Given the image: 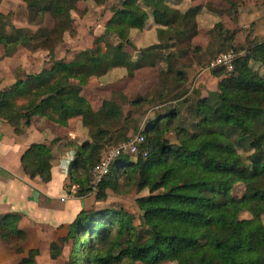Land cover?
<instances>
[{
    "label": "trees",
    "instance_id": "1",
    "mask_svg": "<svg viewBox=\"0 0 264 264\" xmlns=\"http://www.w3.org/2000/svg\"><path fill=\"white\" fill-rule=\"evenodd\" d=\"M22 1L28 21L39 27H17L12 11L0 12L2 58L25 48L47 49L52 59L41 71L17 73L13 84L0 88V118L21 133L22 122L30 124L34 117L62 126L81 117L89 139L69 143L75 150L68 168L70 187L78 186L75 195L94 193L105 201L108 190L149 192L136 200L140 225L123 209H83L67 235L51 243V258L58 259L70 244L66 264H264V75L253 67L264 68V38H254L239 48L242 53L236 52L238 29L219 17L209 44H192L203 12L232 14L228 17L238 25L244 0H190L185 10L168 0H120L94 46L72 59L56 58L55 48L65 32L75 31L72 11L77 3L88 0ZM48 14L54 19L51 28L42 26ZM150 19L156 26L154 43L139 49L134 60L125 45L132 43L131 32L144 29ZM188 50L201 52L206 67L217 54L234 55L232 69L211 70L219 78L217 90L204 95L201 86L191 90L186 85L187 65L181 60L189 56ZM159 63L164 65L156 96H140L130 104H174L158 111L140 131L145 140L138 152L122 153L94 182L92 170L101 163L105 140L126 126L124 104L129 99L115 92L96 111L84 88L91 77L115 68L133 75L136 69ZM52 158L49 144L33 143L21 161L31 177L49 182ZM238 184L244 192L235 198L231 191ZM244 212L250 215L243 217ZM0 233L9 248L25 252L27 234L13 217H1ZM39 253L29 250L21 264H36Z\"/></svg>",
    "mask_w": 264,
    "mask_h": 264
},
{
    "label": "rangeland",
    "instance_id": "2",
    "mask_svg": "<svg viewBox=\"0 0 264 264\" xmlns=\"http://www.w3.org/2000/svg\"><path fill=\"white\" fill-rule=\"evenodd\" d=\"M199 1H202L203 3H207L208 1H215L216 3L220 2V0ZM168 2L182 10H185L192 3L190 0H168ZM250 4L255 7V12H253L256 15L255 25L251 26L250 23H247L245 26V24L240 22V17L244 14L250 13L247 12L250 8ZM119 5L120 0H106L103 4H96L92 0L79 1L77 3V8L72 11L75 31H68L64 33L63 41L55 48L56 58L69 59L75 57V55L80 51L93 47L96 38L104 33L105 25L113 15L114 7ZM1 9L3 12L12 11L14 13L13 20L17 27L31 28L32 30H36L39 27L35 22L30 23L28 21L26 5L22 0H0V10ZM239 12L240 16L238 25L231 21L234 18L228 17L232 14L218 15L215 13L214 15H210L207 12H203L198 18L199 31L192 40L193 46L200 45L204 48L209 44L211 40L210 31L220 18L223 20L225 19L231 27L238 29L236 30L237 34L233 44V49H235L236 52L238 51L239 53H242L239 48L247 46V43L250 40L254 38H264V0H244L240 4ZM53 24L54 19L48 14L45 17L42 26L51 28ZM155 28L156 26L154 25L153 20L150 19L144 29L133 30L131 32L130 37L132 43L125 45V50L134 60L137 59L139 49L154 43L156 34ZM114 42H116V40H114ZM228 50L231 49L229 48ZM187 53L189 56L181 60L187 65L186 69L188 80L186 85L191 90L193 87L197 86H201L203 89L207 86L209 88H214L215 80L212 78L214 75L212 74L211 76L210 71L220 67L211 65L212 61L215 60V57L211 58L210 65L206 67L203 66V63L206 61V57L201 52L188 50ZM220 54L227 53L223 52ZM220 54L215 56L217 57ZM51 59L52 58L50 57L47 49L32 51L23 48L16 55L10 58H5V60L3 59L5 61L4 69H6V71H8L9 68L14 67V71L12 70L13 74L11 73V75H9V72H6L5 75L15 79L17 73L20 76L27 73H37L44 67H48ZM163 65L164 63H159L156 67H143L136 69L133 75H130L126 68H115L108 71L105 75L91 77L88 85L84 88V95L90 100L94 110L96 111L100 109L103 100L112 98L115 92H122L129 99V102L124 104V116L128 120L126 126L105 140L101 154V163L97 165L98 167H94L92 170L94 182L98 180V175L103 171V169L109 168L110 164L113 165L116 158L123 153L120 148L123 144L133 140L137 135H139L141 130H145L149 124V120L154 119L158 111L163 110L170 104H174V102H166L164 104L154 105L153 102L140 107H133L130 104V101L140 96H147L148 94L151 97L156 96L158 90L160 89L159 69ZM253 67L258 68L255 63H253ZM258 69L259 71H262V74L264 75V70H261L264 68L260 66ZM203 74H205V76ZM203 78L204 83L206 82L207 86L200 81ZM203 94L207 95L208 93ZM135 126H139V129L136 130ZM169 137L172 139L173 135H170ZM172 141H174V139H172ZM118 149L119 153L121 152L120 154L117 153ZM243 192L244 186L242 184H238L231 191V196L239 198L242 196ZM107 193L108 197L105 201H98L96 198H92L91 200L94 206L96 205L97 207H109L111 209L126 210L127 212L134 214L135 224L140 225L141 212L136 200L139 197L149 195L147 190L142 192H137L136 190H122V192L108 190ZM249 215L250 214L247 212L242 214L243 217ZM61 233L63 234L64 231ZM54 235H59V232ZM42 248L43 253H41L39 257H36L39 260V263L37 264H66L71 252V245L68 244V247L64 249L62 255L58 259H52L50 256L49 241L45 244L43 243Z\"/></svg>",
    "mask_w": 264,
    "mask_h": 264
},
{
    "label": "crops",
    "instance_id": "3",
    "mask_svg": "<svg viewBox=\"0 0 264 264\" xmlns=\"http://www.w3.org/2000/svg\"><path fill=\"white\" fill-rule=\"evenodd\" d=\"M249 6L247 12L250 13L240 17V22L245 26L255 22V7L251 4ZM0 12H3L2 9ZM3 54L4 47L0 44V88L16 81V77L14 79L5 75L6 72L11 75L14 67L8 71L4 69V60L8 57H3V60ZM212 78L215 80L214 88H209L204 78L200 80L207 86L203 93L217 90L219 78ZM21 128L22 132L18 133L6 120L0 118V222L2 216H11L27 234L23 244L25 252L19 254L3 242L0 233V264H21L31 249H38L41 255L43 243L49 241L50 248L53 241L66 236L69 225L83 209L97 208L91 200L95 194L77 197L68 179V168L75 158V150L69 143H82L89 139L81 117L71 118L67 126L44 117H34L30 124L22 122ZM33 143H47L52 148V179L49 182L43 181L40 176L31 177L23 167L21 158ZM58 232L59 235L55 236ZM37 263L39 260L36 258Z\"/></svg>",
    "mask_w": 264,
    "mask_h": 264
},
{
    "label": "built area",
    "instance_id": "4",
    "mask_svg": "<svg viewBox=\"0 0 264 264\" xmlns=\"http://www.w3.org/2000/svg\"><path fill=\"white\" fill-rule=\"evenodd\" d=\"M233 58H234V55L232 53L220 54L215 58L214 61H212L211 65L212 66H225L228 69H232ZM144 140H145L144 135L142 133H139V135H137L133 140H131L130 142H128L126 144H123L120 148L123 151V153H125V154L136 153V152H138L140 145L144 142ZM117 153H119V149H118ZM111 165L112 164H110L109 168L111 167ZM96 167H98V166H96ZM109 168L103 169V171L98 175V180L96 181V183L109 170ZM77 188H78V186L75 184L72 186V190L75 192H76Z\"/></svg>",
    "mask_w": 264,
    "mask_h": 264
}]
</instances>
